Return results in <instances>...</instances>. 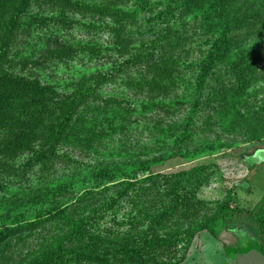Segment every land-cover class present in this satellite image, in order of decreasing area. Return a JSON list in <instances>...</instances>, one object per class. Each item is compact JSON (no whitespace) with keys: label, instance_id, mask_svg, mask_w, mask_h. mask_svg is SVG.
Returning <instances> with one entry per match:
<instances>
[{"label":"rangeland","instance_id":"374dc122","mask_svg":"<svg viewBox=\"0 0 264 264\" xmlns=\"http://www.w3.org/2000/svg\"><path fill=\"white\" fill-rule=\"evenodd\" d=\"M68 2L32 0L5 66L62 94L94 91L56 150L38 145L43 160L35 150L5 155L0 131V230L89 188L134 180L124 198L125 222L137 215L147 227L148 207L156 215L167 199L180 202L167 227L151 229L187 231L175 264H237V254L258 249L249 244L257 229L248 214L224 226L220 206L231 198L253 207L264 198V0ZM216 39L219 66L200 74L206 81L199 89L197 62ZM61 43L67 51L60 54ZM163 59L180 69L166 86L156 67ZM151 174L168 177L141 179ZM59 233L42 228L24 241L16 233L8 249L0 245V264H26Z\"/></svg>","mask_w":264,"mask_h":264},{"label":"trees","instance_id":"16d2710c","mask_svg":"<svg viewBox=\"0 0 264 264\" xmlns=\"http://www.w3.org/2000/svg\"><path fill=\"white\" fill-rule=\"evenodd\" d=\"M62 1L67 3L69 0ZM31 2L32 0H0V131L5 132L1 145L2 152L10 157L35 150L43 160L44 151L38 149V145L51 151L56 150L73 128L82 100L94 88L90 86L81 96L76 93L62 94L53 84L15 73L5 66L12 38ZM67 4L77 7L83 5L80 1H70ZM167 12L162 10L160 13ZM217 41L218 39L214 41L215 44H212L204 58L197 62L199 71L194 85L199 89L203 88L206 81L200 74L213 75L219 66L217 56L220 44ZM64 51H67L66 44H62L60 54ZM156 67L162 73L158 82L164 86L172 80L174 73L180 72L177 61L159 60ZM81 84L83 83H78L79 86ZM109 101L111 99L106 100L107 103ZM158 177L166 180L168 176L151 174L141 179ZM134 185V180L120 179L101 188H89L70 203L50 210L32 221L0 230V245L3 243L8 249V238L16 233V241H24L42 228L51 230L57 227L60 233L52 239L46 238L38 256L32 257L26 264L177 263L175 259L179 255L180 261L183 255L178 252L189 242L185 241L187 231L177 232L175 236L170 231L151 234V229L156 225L167 227L171 213L176 209L175 205L180 202L174 205L167 199L156 215L148 207L147 227L138 220L137 215L125 222V214L122 212L124 198ZM169 191L167 189L168 197ZM134 199L136 195L133 196V201ZM236 214H248L251 217L257 236L249 239L250 247H257L264 253V198L253 207L235 206L231 198H226L220 206L223 225L229 227ZM170 245L175 247L173 255L168 249ZM242 247L238 250L246 248ZM3 253L4 250L0 248V257Z\"/></svg>","mask_w":264,"mask_h":264},{"label":"water","instance_id":"95a60500","mask_svg":"<svg viewBox=\"0 0 264 264\" xmlns=\"http://www.w3.org/2000/svg\"><path fill=\"white\" fill-rule=\"evenodd\" d=\"M237 264H264V253L254 248L236 256Z\"/></svg>","mask_w":264,"mask_h":264}]
</instances>
